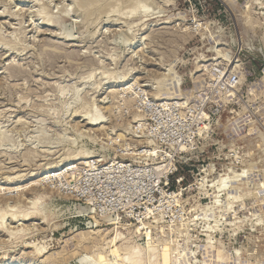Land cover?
I'll return each instance as SVG.
<instances>
[{
  "label": "rangeland",
  "instance_id": "1",
  "mask_svg": "<svg viewBox=\"0 0 264 264\" xmlns=\"http://www.w3.org/2000/svg\"><path fill=\"white\" fill-rule=\"evenodd\" d=\"M79 1L0 0V218L4 216L0 264H83L91 251L79 250L73 256L77 233L72 231H86L93 213L76 199L77 193L70 196V185L63 190L60 183L74 179L76 183V173L70 177L68 172L73 167L82 172L84 164L97 169L100 163L105 171L122 167L116 161L154 165L157 160L151 159L160 155L157 151L173 156L177 163L165 188L173 192L172 201L166 203L169 208H164L161 218L153 206L145 209L153 220L140 222L147 228L166 227V232L180 226L187 232L184 246L193 264H217L214 249L218 248L230 258L228 264H264V188H259L264 184V159L260 161L255 152L256 130L264 133V0H137L142 7L131 16V4L124 0H96L100 8L93 5L89 12L79 8ZM178 16V21L163 25ZM219 49L227 57L217 64L204 62L215 58ZM236 53L239 66L232 67L226 60ZM200 62L208 70L195 73ZM169 66L173 67L170 80ZM214 70L235 74L240 86L232 91L223 87V96L208 92L207 78L218 81ZM174 73L181 78L175 88L183 95L163 100L155 94L156 82L165 77L164 83L176 84L171 79ZM133 78L129 91H123L121 82ZM202 94L208 98L203 110L206 122L197 129L201 139L188 152L169 150L148 134L149 110L144 111L143 105H167V116L156 128L169 138L176 133L170 129L183 123L186 109L199 108ZM95 109L108 122L82 137L89 126L81 117ZM191 125H184V130L192 132ZM249 128L255 131L250 134ZM81 149L93 151L96 158L61 167L55 182L52 173V182L33 186L54 163ZM229 178L234 179L229 181L233 186ZM17 187L24 189L19 192ZM40 195H45L39 201L40 216L21 223L11 218L18 213L19 219L33 216L30 203ZM76 206L88 207L86 216L77 218ZM108 218L99 217L102 229L111 227L104 224L106 220L119 223V217ZM138 224L124 218L119 226L132 230ZM144 240L143 235L140 243ZM26 244L44 246L46 253L34 255ZM205 247L208 257L203 256Z\"/></svg>",
  "mask_w": 264,
  "mask_h": 264
},
{
  "label": "bare ground",
  "instance_id": "2",
  "mask_svg": "<svg viewBox=\"0 0 264 264\" xmlns=\"http://www.w3.org/2000/svg\"><path fill=\"white\" fill-rule=\"evenodd\" d=\"M120 1V0H119ZM137 0H124V3L131 4V7H129V15H134L133 13L137 14L138 11L140 10V8L142 6L139 7V1L136 2ZM123 2V1H121ZM97 3L96 0H81L78 3V6L80 9H82L83 11H87L91 9L93 5H97L95 4ZM103 3V2H102ZM123 3V4H124ZM143 3V2H141ZM225 4V3H223ZM108 5H110L108 3ZM120 4H118L119 6ZM147 7L149 6L148 4H146ZM77 6V5H76ZM98 6V5H97ZM117 6V7H118ZM91 7V8H90ZM96 7V6H95ZM100 8V5L98 6ZM76 8V7H75ZM103 7H101L102 9ZM128 8V7H127ZM99 9V10H101ZM143 9V8H142ZM78 10V9H77ZM92 10V9H91ZM96 10V9H95ZM94 10V11H95ZM105 10V9H104ZM118 9H116L117 11ZM93 11V10H92ZM98 11V9H97ZM113 11V10H112ZM115 11V12H116ZM128 11V10H127ZM137 11V13H136ZM143 11V10H142ZM79 12V11H78ZM145 12V11H144ZM148 12V11H147ZM146 12V13H147ZM82 13V12H81ZM96 13V12H95ZM140 13V12H139ZM88 14V13H87ZM111 14V13H109ZM113 14V12H112ZM148 14V13H147ZM85 15V13H84ZM83 15V16H84ZM126 15V14H125ZM123 15V16H125ZM144 15V13H143ZM128 16V17H130ZM92 17V16H91ZM90 17V18H91ZM127 17V16H126ZM86 18V16H85ZM84 18V20H85ZM89 18V17H88ZM179 20V16L176 18H174L173 20H165V22L163 23V25H168L170 24L172 21H178ZM182 20V18L180 19ZM53 21H49L48 24L49 25H53ZM51 25V26H52ZM66 37V36H65ZM142 39V38H141ZM144 39V38H143ZM133 40H136V38H134ZM218 41V40H217ZM216 43L217 46H221V43ZM137 42H134V44H136ZM240 43V42H238ZM226 45V44H223ZM240 45V44H239ZM240 48V47H239ZM219 50H215L216 56L215 58L212 57L209 58L208 60H204V62H216V64L218 63L217 60L223 58V56L225 57V54H222V56L220 55L221 53ZM226 52V51H225ZM227 53V52H226ZM229 54V53H227ZM220 55V56H219ZM227 57V56H226ZM228 64L230 63V65L233 67L234 65L236 67H238V57H237V53L232 55L231 57L228 56ZM225 59V58H224ZM223 60V59H222ZM198 62V61H197ZM203 62H200L199 64H197L195 67V73H200L202 70L206 69L208 70L207 66H202L200 65ZM211 63V68L212 70L214 69V64ZM226 63V62H225ZM215 64V65H216ZM227 64V63H226ZM168 67V66H167ZM170 68L167 71V77L168 74L171 72V68H173L172 66H169ZM216 67V66H215ZM204 68V69H203ZM230 68V67H229ZM233 69V68H232ZM220 71V70H219ZM226 71V70H225ZM173 75V73H172ZM205 75V74H204ZM161 76V75H160ZM164 76V75H163ZM159 78V76H157ZM212 77V76H211ZM163 78V77H162ZM199 78V77H198ZM213 78V77H212ZM114 79V78H112ZM111 79V80H112ZM136 78H133L131 80L129 79H124L121 83H122V90L123 91H129L130 87H132L130 85V82L133 81ZM154 79V78H153ZM165 79V77L163 78ZM163 79H158V81L161 80V82H156V92L155 94H157L158 92V96H161V99H173L178 95H183V91L182 89L176 90V88H179V85L181 84V78L176 76L174 73V76H171V79L173 80V82H175L176 84H166L164 83ZM196 79V78H195ZM193 79V80H195ZM163 80V81H162ZM170 80V77H169ZM135 81V80H134ZM133 81V82H134ZM166 81V80H165ZM136 83V82H135ZM169 83V82H168ZM133 85V84H132ZM176 87V88H175ZM146 88V87H145ZM193 91V90H191ZM190 91V93H191ZM115 92V91H112ZM132 92V91H131ZM192 94V93H191ZM129 95V94H128ZM134 95V94H133ZM117 96V95H116ZM134 96H137L136 94ZM185 96V95H184ZM193 96V95H192ZM135 98V97H134ZM200 98V97H199ZM114 99V98H113ZM122 99V98H121ZM129 100H132L133 97L129 95L128 97ZM188 99V98H187ZM80 102V101H79ZM75 103V102H74ZM73 103V104H74ZM122 103V102H121ZM129 104V102H127ZM133 103V101H132ZM123 104V103H122ZM124 105V104H123ZM122 106V105H121ZM128 106V105H127ZM180 106V105H179ZM84 108H86V105H84ZM135 109V108H134ZM92 110V109H91ZM96 110V109H95ZM138 110V109H137ZM99 109H97L95 112L93 111H86L85 114L82 115V121L85 122V125L89 126V128L86 130V132L83 131V134L81 135L82 137L87 136L86 134H89V132L94 129V128H98L100 127L101 129L104 128V125L108 122V120L103 116V114L99 113ZM75 114V113H74ZM138 116V115H137ZM139 117V116H138ZM133 119V117H132ZM136 119L137 121V117H134V120ZM138 123V122H137ZM260 124V123H259ZM251 126V125H250ZM136 127V126H135ZM226 128V127H225ZM261 128L262 130H264V123H261ZM134 129V128H133ZM250 134H252L255 131V128H249ZM264 133H262V131H258V129L256 130V137L255 139L257 140V143L255 144V152H256V157L260 160L263 161L264 159ZM90 135V134H89ZM119 137L121 136V134L118 135ZM91 137V136H90ZM92 138V137H91ZM122 138V136H121ZM2 139V138H1ZM43 139V138H42ZM41 139V140H42ZM93 140V139H92ZM40 142V141H39ZM42 142V141H41ZM108 146V144H107ZM127 146V145H126ZM82 148V147H81ZM154 150V149H153ZM117 151V150H116ZM254 152V154H255ZM96 154H94L93 151H89L88 149H81L80 152L78 153H72V155L70 157L64 158L63 160H59V162L57 161V163H54L55 165L51 166L49 169L45 170L44 173H42L40 176H38V182L34 183L33 186H42V184L47 183V181L52 182V178H54V182L56 181V177L59 173V171L63 168L66 167L68 165H71L77 161H85L87 159H91L93 157H95ZM96 158V157H95ZM97 158H100V161L103 162L105 160L104 156H97ZM106 161V160H105ZM104 161V162H105ZM91 163V162H90ZM111 164V163H110ZM62 167V168H61ZM52 178L50 176V174H52ZM59 177V176H58ZM57 177V178H58ZM66 177V176H65ZM234 177V176H233ZM222 179V178H221ZM63 180V179H62ZM68 180V179H67ZM232 180V177H231ZM230 178L228 180L231 181ZM237 180V179H236ZM60 181V180H59ZM234 181V179H233ZM233 181H231L233 183ZM229 182V186L233 184ZM235 182H238L235 181ZM51 184V183H50ZM220 184H222V181H220ZM242 184V183H241ZM260 184V183H259ZM258 184V185H259ZM238 185V184H237ZM60 186V185H59ZM236 186V184H235ZM44 187V186H43ZM14 188V187H13ZM50 188V187H49ZM48 188V189H49ZM259 188H264V184H260ZM17 191H22V187H17L16 188ZM15 189V190H16ZM55 189V187H54ZM233 189V188H232ZM14 190V191H15ZM234 190V189H233ZM232 190V191H233ZM243 190V189H242ZM15 191V192H17ZM44 191V190H43ZM59 191V190H58ZM264 191V190H263ZM11 193V192H10ZM255 193V192H254ZM248 194V192H247ZM231 195V194H230ZM238 196V195H237ZM236 196V197H237ZM170 197V196H169ZM172 197V196H171ZM241 197V196H240ZM248 197V196H247ZM256 197V196H255ZM43 198H45V195H40L38 198L31 200L32 202L30 203L31 206L33 207L32 209H34L33 211V216L28 217L27 215H24L25 213H20L21 216L22 214L24 216H22V219H19V213L16 214L18 215L17 217H15V215H11V218H14V221L16 219V222L21 223L20 221H27L29 219H34L37 216H40L43 212V209L41 207V202ZM260 198V197H259ZM262 198V197H261ZM49 200V199H48ZM45 203V202H44ZM260 204V203H259ZM88 208V207H87ZM87 208L83 207V206H76L74 208V212L77 218L79 217H84L87 214ZM153 208V207H152ZM91 211V210H90ZM31 212V211H30ZM46 212V211H45ZM29 215V214H28ZM90 216V214H89ZM88 216V217H89ZM4 216H1L0 219H3ZM28 217V218H27ZM91 217V216H90ZM21 218V217H20ZM50 218V217H49ZM43 219H46V215H43ZM89 219V218H88ZM93 219L91 221V223L87 222V229L86 231H77L74 230L72 231V235L76 234V250L73 253V256L76 255L75 253L80 252L79 250H90L91 254L89 256L87 255L86 259L83 260V264H193L190 259H189V253L187 254L186 252V248L184 246V244H186V238H187V232L184 230L182 231L179 228H176V230H170L169 227V232L165 231L166 227H162V226H155L152 227L150 226V228H147V225L145 223H142L139 221V224L137 226H135L132 230L130 228H124V227H120L119 223H117V221H111L109 222L108 220L105 221L104 224H110L111 227H109L108 229H102L101 225H100V221H98L94 215L90 218ZM36 220V219H35ZM180 220V219H179ZM186 222V221H185ZM103 223V221L101 222ZM158 224V223H157ZM160 225V224H159ZM183 226V225H182ZM183 228V227H181ZM1 229V227H0ZM13 229V228H12ZM91 229V230H90ZM121 229V230H120ZM149 229H155V233L153 234L152 230ZM185 229V228H184ZM2 231V230H1ZM124 231V232H122ZM25 232V231H24ZM22 233V232H20ZM13 234H17V233H13L11 232L10 235ZM143 235L147 238V240H144L143 243H140L141 238L143 237ZM6 236V235H5ZM209 236L207 235V244L209 245ZM185 239V241H184ZM185 242V243H184ZM206 245V243H205ZM219 245V244H218ZM47 247V246H46ZM220 247V246H219ZM26 249H31V251L33 252V254L35 253L36 255H42L45 254V247L44 246H39V245H34V244H26ZM211 249H214L213 247H210ZM204 250V254L203 256L206 257L207 255L210 254V251L207 250V248H203ZM215 251V263L217 264H228L229 263V257L224 253L223 250L218 249H214ZM30 252V253H32ZM89 252V251H88ZM213 252V250L211 251ZM238 251H236L237 254ZM31 254V255H33ZM34 254V255H35ZM72 254V253H71ZM84 254V253H83ZM82 254V255H83ZM87 254V253H86ZM228 254V253H227ZM81 255V254H80ZM81 255V256H82ZM80 256V257H81ZM84 256V255H83ZM86 256V255H85ZM230 256V255H229ZM35 257V256H34ZM208 257V256H207ZM212 257V256H211ZM232 257V256H231ZM235 257V256H234ZM78 258V257H77ZM213 258V257H212ZM261 258H264V255L261 256ZM42 259V258H40ZM210 259V258H209ZM208 259V260H209ZM239 259V258H238ZM43 260V259H42ZM55 261V260H54ZM237 261V260H236ZM44 262V261H43ZM211 262V261H210ZM61 263V262H60ZM237 263V262H236ZM12 264H19V263H12ZM50 264H54L53 262H51ZM81 264V263H80ZM203 264H210V263H206L204 262Z\"/></svg>",
  "mask_w": 264,
  "mask_h": 264
},
{
  "label": "built area",
  "instance_id": "3",
  "mask_svg": "<svg viewBox=\"0 0 264 264\" xmlns=\"http://www.w3.org/2000/svg\"><path fill=\"white\" fill-rule=\"evenodd\" d=\"M214 71L213 74L218 77V81H213L212 79L207 78V83L205 84L203 82L205 85L204 89L208 92L214 91L223 96L225 91L223 87H227V90L232 91L234 87L238 88L240 86L239 79L235 74L230 72L224 74L222 71L220 73L219 70ZM202 97H204L203 102L197 101L199 108H191L192 106H189L186 109L187 116L181 113L184 117L182 120L183 123L178 129H175V127L170 129L176 133H171L169 138L164 137V135H162V133L156 128L158 125L162 124L163 118L167 116V105H143L144 107H142L144 111H147L145 109L149 110L147 111L149 113L147 114L148 119L146 120L150 127L148 134L157 138L160 143L167 146L169 150L175 147L178 149V154H185L188 152L191 149V145L198 139H201L200 136L202 135V132L199 134L197 129L203 128L206 122V114L203 110L208 98L206 94H202ZM197 109L199 111H196ZM186 121H189V123ZM191 123H193L194 128ZM187 124L191 125V128H193L192 132H186L184 130V125ZM163 139L166 140L163 141ZM157 152L160 155H157L155 159H151L147 154H141L150 158L152 162L157 160V163L154 165L144 163L142 166H133L124 163V161H116L114 164H119L122 167L118 166L112 170L105 171L103 164H97V169L89 168L84 164L82 172L77 171L78 169L73 167V170L68 173H70V177L76 173V176L79 179H76V183L72 182L75 181V179L70 180V183H66L65 180H62L63 182L60 183V186L65 190L66 187H69L70 185V196L78 194L76 199L83 200L84 204L91 208L93 215L98 219L99 217L100 219L119 217V225L124 218L133 220L138 224L140 220L153 218L152 215L145 211L148 207L153 206L156 208L154 211L156 216L161 218L160 215L164 214V208H169L166 203L172 201V199L169 198V194H173V192H169L165 188L168 187L169 176L175 171V164L177 163L173 160V156L167 155L161 151ZM105 165L107 167L109 164ZM158 166H162L161 170L155 171V168ZM180 182L181 181H178L177 184L179 185ZM77 183H80L81 185L76 186ZM72 186H75V188H72ZM174 202L176 201H173V203Z\"/></svg>",
  "mask_w": 264,
  "mask_h": 264
}]
</instances>
